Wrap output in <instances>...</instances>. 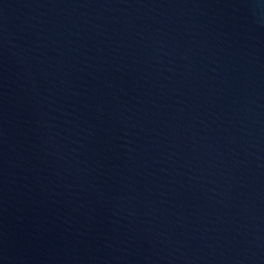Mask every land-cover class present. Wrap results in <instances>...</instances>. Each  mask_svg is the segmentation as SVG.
Segmentation results:
<instances>
[{
    "label": "water",
    "instance_id": "water-1",
    "mask_svg": "<svg viewBox=\"0 0 264 264\" xmlns=\"http://www.w3.org/2000/svg\"><path fill=\"white\" fill-rule=\"evenodd\" d=\"M0 264H264V0H0Z\"/></svg>",
    "mask_w": 264,
    "mask_h": 264
}]
</instances>
